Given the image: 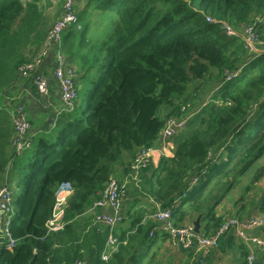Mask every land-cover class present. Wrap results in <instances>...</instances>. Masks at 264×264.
Segmentation results:
<instances>
[{
	"label": "trees",
	"instance_id": "obj_1",
	"mask_svg": "<svg viewBox=\"0 0 264 264\" xmlns=\"http://www.w3.org/2000/svg\"><path fill=\"white\" fill-rule=\"evenodd\" d=\"M64 1L0 0L1 99L43 44L48 7H63ZM78 1L81 30L96 17L112 21L95 62L99 76L86 105L62 117L56 136L36 139L16 182L20 191L14 193L16 213L9 225L14 245L1 244L0 264H164L162 244L170 245L169 233L149 236L157 205L170 208L175 225L201 215L208 236L226 220L215 210L229 191L240 187L230 200L242 213L249 204L243 188L251 190L264 177V0ZM257 19H262L256 24L259 53L243 37L226 34L224 25L243 33ZM81 30L65 32V56L85 48ZM229 74L237 75L227 80ZM209 80L220 82L218 92L194 110L159 165L150 163L138 184L133 182L117 228L118 249L102 259L107 227L97 222L95 202L118 179L119 166L130 175L140 149L158 145L167 119L195 107L190 87L197 90ZM13 113L6 101L0 105V185L17 156ZM195 174L199 182L181 197ZM64 184L71 193L63 224L50 230L47 221ZM184 250L180 264L209 259Z\"/></svg>",
	"mask_w": 264,
	"mask_h": 264
},
{
	"label": "built area",
	"instance_id": "obj_2",
	"mask_svg": "<svg viewBox=\"0 0 264 264\" xmlns=\"http://www.w3.org/2000/svg\"><path fill=\"white\" fill-rule=\"evenodd\" d=\"M77 0H65L62 7L61 16L55 21L54 25L47 33L45 38V47L47 45L52 46L56 53V66L53 70L55 79L57 80L60 97L63 103L68 108L69 112L73 111L76 107L75 101L79 96L78 86L76 84V74L72 66L67 65L65 62V55L62 53L61 48L63 46V35L71 27H77L81 29V25L78 22ZM262 19H257L253 24L245 27L244 32L234 30L229 25H224L226 34L231 37H243L247 48L251 52H260L258 47L259 39L256 29L257 22ZM36 62H27L19 69V75L26 76L35 69ZM237 74H229L227 80L231 79ZM35 84L39 92L43 95H47L50 92L49 79L46 76H39L35 80ZM12 104L10 100L6 102V107ZM194 114V112H186L182 117H170L166 121V125L163 128L158 145L143 147L136 156L132 167L130 176L138 184L139 175L141 171L148 167L151 163L153 155L158 153L160 156H167L172 147L171 142L173 137L179 133L186 125L188 119ZM13 120L15 123L16 134L14 137V144L16 152L18 154L23 153L26 150L31 149L34 146V141L29 138L28 133L30 130V123L27 119L25 110L22 106H17L13 113ZM199 182V176L193 175L189 181L186 189L181 197L193 188ZM127 187L116 178H112L106 185L103 196L101 199L95 202L94 209L100 208V212L97 214V222L107 227V238L104 244V248L101 253L102 259L108 260L110 256L117 251L120 244L117 236V228L122 223L124 218L123 201L127 197ZM14 192L10 186V181L6 177L2 185H0V209L3 212V217L0 220L2 224V232L5 240L7 241L8 249H12L14 245V239L11 236L9 225L15 216L14 205ZM71 193L69 184L61 186L57 194V202L54 212L51 218L47 221V226L50 230H59L62 227V216L64 207ZM174 202L177 204L179 199ZM107 208L111 209L108 212ZM156 226L151 228L149 236L153 237L157 230H163L168 232L170 237L169 241L173 245L181 246L182 248L193 251L201 250L206 255L210 249L216 247L219 244L221 237L232 227L236 228L237 234L243 239H252L242 231L243 224L248 226L263 225L264 217H253L245 222L240 223L237 218H228L224 221L221 227L211 235H204L201 232L195 231V225L193 221L187 222L182 225H175L170 208H163L157 205V210L154 214ZM255 241H259L257 238H253ZM250 261L253 260V256L249 257ZM53 264V263H49ZM75 264H86L84 262H76ZM261 264H264V255Z\"/></svg>",
	"mask_w": 264,
	"mask_h": 264
},
{
	"label": "crops",
	"instance_id": "obj_3",
	"mask_svg": "<svg viewBox=\"0 0 264 264\" xmlns=\"http://www.w3.org/2000/svg\"><path fill=\"white\" fill-rule=\"evenodd\" d=\"M40 51H42V48L40 49L39 46L34 50L30 57L33 59ZM93 52L94 51L91 52V50L83 48L74 56H64L66 64L72 66L76 74V84L80 95L78 103H75L76 107L73 111L76 109L79 110L85 106L87 101L85 97L92 87V81L95 77L99 76L95 62L98 58H102L103 52L101 50V45L100 50L97 49L96 53ZM56 63V53L54 48H51L28 76L21 78V76L17 75L18 77L14 79L12 84L2 91V99L0 98L2 102L10 100L12 102V104H10V108L13 111L17 108V106H22L24 108L27 119L30 123L28 136L34 141V143L39 136L44 134H50L53 132L52 136H56V132L59 128H61L64 121V118L61 120L62 117L72 112H69L60 97L59 86L53 74ZM39 76H46L49 79L50 92L47 95L41 94L35 87V80ZM85 93L86 95L84 96L83 94ZM204 103L205 101L200 103V105ZM34 146L29 150L32 151ZM26 151L21 154L17 153V156H15L10 164V171L7 177L9 181L10 178L14 179L15 168H18L19 165L24 167L25 163H23V158L25 155L28 157L30 156L29 153L24 155ZM161 158L162 156L155 153L151 160V165L157 167ZM117 169V178L126 185L128 191L130 192V195L128 194L123 201L124 205L129 201V198L132 197V194H134V192H131L134 180H132L130 175L125 173L123 166H119ZM18 177L19 175H17V178ZM238 190H240V187L230 190L229 196L216 205L215 211L223 215L226 219L237 218L240 223L253 217H264V177L257 182L251 190L247 191V189L245 190V187L243 188L245 200L248 201L249 204L247 209L242 213H238V208L234 206L230 200V197L234 196L233 192H238ZM14 193H19V190L17 189ZM107 210L108 212L112 211L109 208H107ZM1 211L2 210L0 209V220L3 217V212ZM196 218L190 220L194 221ZM206 221L207 220L204 222L202 220L200 221L201 233L204 231ZM0 225L2 227L1 223ZM242 231L247 235V237L252 239H243L237 234L236 228L232 227L221 237L219 244L210 249L209 253L206 255H204L202 249L193 251L196 256L202 254V257L209 258L206 261H201L202 264H261L264 255V224L248 226L246 223L243 224ZM253 238H257L259 241H255ZM164 250H166L165 252H162L164 264H180L185 259V255L187 254L181 246L173 245L171 243L168 246L165 244L163 251ZM251 255L253 256L252 261L249 259ZM193 258H195V256Z\"/></svg>",
	"mask_w": 264,
	"mask_h": 264
},
{
	"label": "rangeland",
	"instance_id": "obj_4",
	"mask_svg": "<svg viewBox=\"0 0 264 264\" xmlns=\"http://www.w3.org/2000/svg\"><path fill=\"white\" fill-rule=\"evenodd\" d=\"M78 3H80V4H78L77 7L81 8L83 3L79 2V1H78ZM48 10H49V14H50V27H49V30H48V32H49L50 29L52 28V26L54 25L55 21L61 16L62 7H58L57 4L55 5V3H54L52 6L48 7ZM77 11H78V9H77ZM104 18L102 20V19L96 17L91 22H89L88 25L84 26V30L78 29V30L82 31L83 36L85 37L84 39L86 41V45H85L84 49L91 50V52L94 51L93 53H96L97 49L100 50V45H102V41L104 39V35L108 34L110 32L111 24H112V21L110 19H107V18L104 19ZM63 42H64V35H63ZM41 48H42V51H40L37 55H35L33 59L30 57V61L29 62H34L35 61L36 65H37L38 62L45 57V54L48 53V51H50L52 46L47 45V47H45V39H44L43 44L40 46V49ZM28 75H26V76H28ZM18 76H21V78H25L23 75H19L18 74ZM97 77H95V78H97ZM219 84H220V82H218V81L209 80V81H207L206 84H204L203 86H200L197 90L195 89V85L193 84L190 87V89H189V93L192 95V101H191V105L190 106L194 105L195 107L190 109L189 108L190 106H189L188 107L189 109L186 112H194V110L196 111L199 108L200 103H203L204 101L206 102V101L210 100L211 98H213L214 93H217L218 89L220 88ZM35 87H36V84H35ZM36 89H37V87H36ZM37 91H39V90L37 89ZM83 95L85 96L86 93L83 94ZM79 97H80V95L77 97L75 103H78ZM85 98H88V93H87ZM3 104H4V102L1 101L0 105H3ZM50 134H53V132H51ZM171 142L173 143V139H172ZM26 153H29V155H30L31 150L26 151L24 153V155ZM220 153H221V151L219 152V154ZM212 157H213V154H212ZM27 159H28V156L25 155V157L23 158V163H25L27 161ZM22 168L23 167H21V165H19L18 168H15V170H14V179L10 178V186L12 187L13 191H15V192L17 190V184H16L17 179H18L17 175L20 176V174H22L24 172V171H22ZM242 186L243 185H241V187ZM19 191H20V189H19ZM240 194H241V191L238 193V195L235 198H237ZM15 213H16V208H15ZM168 242H170V241L168 240ZM163 246H165V245L162 244V247ZM158 250L160 252V247L158 248Z\"/></svg>",
	"mask_w": 264,
	"mask_h": 264
},
{
	"label": "water",
	"instance_id": "obj_5",
	"mask_svg": "<svg viewBox=\"0 0 264 264\" xmlns=\"http://www.w3.org/2000/svg\"><path fill=\"white\" fill-rule=\"evenodd\" d=\"M200 221H201V215L197 216V218L193 221L194 225H195V231L198 233L201 232L200 231ZM5 242H6V240H5V237L3 236V232L1 230V225H0V244H3Z\"/></svg>",
	"mask_w": 264,
	"mask_h": 264
}]
</instances>
